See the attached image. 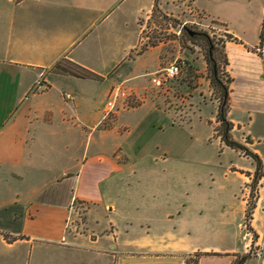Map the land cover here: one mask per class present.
<instances>
[{"label": "crops", "instance_id": "0c3cea01", "mask_svg": "<svg viewBox=\"0 0 264 264\" xmlns=\"http://www.w3.org/2000/svg\"><path fill=\"white\" fill-rule=\"evenodd\" d=\"M188 3L192 11L220 23L225 35L237 37L225 39L224 49L231 74L228 116L232 130L240 128L239 120L230 114L236 99L251 121L257 114L255 109L264 115V57L256 51L264 49V32L263 40L260 38L264 0ZM154 5L155 0H0V264H185L186 258L198 251L211 253L199 256L197 264H233L237 255L246 253L249 258L243 264H264V253L261 257L254 255L259 247L264 250V224L253 228V216L245 222L248 197L244 199L241 225L246 226L251 238L242 248L206 245L202 250L193 247L168 254L148 247L150 224L136 219L151 209L147 204L150 192L131 185V178L138 164H146L147 168L148 159L154 155L147 152L132 159L123 148L127 142L124 138L129 139L136 130L124 113L146 102L130 110H116V120L110 119L112 125L107 123L109 120L100 127L104 107L100 117L92 120L85 113L92 108V96L80 90L59 89L58 82L66 76L82 78L55 70V62L62 58L100 77L101 69L92 66V42L78 50L88 59L79 57L76 49L82 34L104 13H117L123 18L106 30L114 34L113 27L118 29L119 38L114 44V37L107 34L108 44L102 47L105 53L108 49L109 58L104 67L108 64L112 72L119 71L118 75L135 73L129 72V57L139 40V19L148 16ZM64 8L67 18L52 29L53 9ZM131 17L136 23L134 44H130L132 23L126 20ZM251 26L257 36L255 44L249 43L246 35ZM58 32L63 39L54 44ZM141 57L136 58L134 66L144 61ZM154 64L155 60H146L143 65L150 68ZM114 80H108L106 96ZM83 99L91 101L84 104L85 112L79 110ZM151 108L164 112L155 104ZM251 151L260 154L263 173L258 183H262L264 156L256 148ZM240 172L245 175L243 170ZM186 198L180 210L176 209L181 215L177 224L195 230L190 221L195 216L193 204L198 196ZM7 206L10 210L3 211ZM82 207L87 211L78 229L75 222ZM167 211L172 215V210ZM92 212L111 216L110 229H85Z\"/></svg>", "mask_w": 264, "mask_h": 264}, {"label": "rangeland", "instance_id": "374dc122", "mask_svg": "<svg viewBox=\"0 0 264 264\" xmlns=\"http://www.w3.org/2000/svg\"><path fill=\"white\" fill-rule=\"evenodd\" d=\"M67 12L66 8L64 11L53 9L52 29L64 22ZM121 19L123 18L118 17L117 13H104L94 26H90L82 34L79 49H76L78 53L89 41L92 42L95 46L92 47L95 54L92 66L97 70L101 69L100 78L76 79L66 76L58 82L59 89L80 90L92 96V102L83 99L79 106V110L85 112L84 104L91 102V110L85 113L92 120L96 116L100 117V109L112 98L106 96V88L112 79H115L114 86L121 84L125 93L133 95L123 100V104L117 105V112L136 108L146 102L137 110L124 113L126 121L131 126H136V130L132 137L124 138L127 145L123 148L131 153L132 159L147 152L155 156L148 159L147 168L146 164H138V170L131 178V185L143 187L150 192L147 204L151 209L136 219L148 220L150 224L146 238L149 240L148 247L168 254H179L193 247L202 250L206 245L223 247L232 244L236 248H242L251 238L246 226L241 225L244 221V199L249 198L250 193L256 200L250 224L253 228H260L262 222L264 224V180L257 187H253L255 160L241 150L226 146L215 130V126L219 124L216 110L220 90L210 81L211 71L205 56L207 42L201 33L206 32L213 38L222 57V43L227 38L223 26L192 11L188 0H155L154 9L148 16L139 19V40L129 57V63H132L129 72L135 73L126 76L118 75L119 71L112 72L108 64L104 67L109 58L108 49L107 53L104 49L108 44L107 34L114 37V44L119 38L118 29L113 27L114 34L107 33L106 30L113 22L120 23ZM126 20L132 23L130 44H134L135 19L131 17ZM252 28L253 26L249 28L246 35L248 42L255 44L257 36ZM111 29L112 27L109 28L110 31ZM59 39L62 41L63 37L58 32L53 43L56 44ZM256 51L264 57L263 48ZM116 52L114 50L113 60ZM78 54L79 57L89 58L87 55ZM139 55L143 56L141 58L144 61L134 66ZM180 58L186 60V65L177 78L159 88L150 82L151 73ZM146 60H155V64L144 68ZM62 64L70 65L67 62ZM222 67L223 64L220 76L225 81L226 74ZM79 72L83 73L82 70ZM52 77L50 74L49 78ZM39 86L40 84L36 87ZM236 102L237 99L230 114L239 120L240 128L235 127L231 131L232 136L243 146L251 150L256 148L264 156V115L255 109L257 114L251 121L248 115L241 112ZM152 104L162 108L164 112L151 108ZM117 114L112 113L110 118L115 121ZM113 121L107 123L112 125ZM132 142L136 146L131 147V144L134 145ZM163 156L168 158L158 159ZM145 169L147 170L144 171ZM194 195L198 198L194 199L195 216L190 222L197 229L185 230L177 224L181 215L179 216L176 209L180 210L183 199L187 200V196ZM253 198H249L250 203L255 201ZM84 208H80L82 212L78 213V222H75L78 229L82 228L80 221L84 217L83 213L87 211ZM167 210H172V215ZM111 218L104 214L97 216L92 212L89 221L87 218L85 222V229L95 232H102L103 228L109 230Z\"/></svg>", "mask_w": 264, "mask_h": 264}, {"label": "trees", "instance_id": "16d2710c", "mask_svg": "<svg viewBox=\"0 0 264 264\" xmlns=\"http://www.w3.org/2000/svg\"><path fill=\"white\" fill-rule=\"evenodd\" d=\"M263 32H264V23H263V28L261 29V32H260L261 40H263ZM201 35H203L206 38V42H207L205 56H206V62L211 71L210 81L214 86H216L220 90L219 96H218V107L216 110V120L219 122V124L215 126V130L217 134L220 136L221 142H223L227 146L235 148V150H241L246 155H251V158L255 160L256 171L254 173L255 183L253 184V187H257L258 180L262 176V173H263L261 170V163L258 158L259 156L257 155V153L252 152L250 149L243 146L240 142L236 141V139L232 136V133H231L232 128H233V122L229 119V116H228V112L230 108L231 75L229 71L227 70L228 57L224 49L225 40L222 43V57H221L220 51H217L216 44L213 38H211L208 34H206V32H202ZM226 37H227L226 39H229V40L237 39V37H234L231 34H226ZM63 62H67L70 65H63L62 64ZM222 64H223V67H222L223 72L226 74L225 81L222 80L220 76ZM54 69L60 73L76 75V77H82V78L91 77L92 79L100 78L98 75H95L94 73H92L91 70L80 68L76 66L75 63H72L69 60L67 61L64 58L59 59L55 62ZM79 70H82L83 73L79 72ZM106 121L107 119L102 120L100 125L105 124ZM250 197L253 198V194L250 193L249 198ZM249 198H248V203H247L246 211H245V222L248 221L252 217L253 209L256 205L255 201H253V203H250ZM78 203H80V201L75 202V204H78ZM2 210L3 211L10 210V208H8L7 206V207H4ZM208 253H211V252H203V253L200 251L195 252L186 258L185 264H197L199 256L203 254H208ZM247 258H249L248 253L237 255L233 264H243Z\"/></svg>", "mask_w": 264, "mask_h": 264}, {"label": "built area", "instance_id": "2783aa9c", "mask_svg": "<svg viewBox=\"0 0 264 264\" xmlns=\"http://www.w3.org/2000/svg\"><path fill=\"white\" fill-rule=\"evenodd\" d=\"M186 62L184 58H180L178 60L171 61L167 66L162 68L159 71H155L150 74V82L156 87H162L172 79L178 77L181 74L183 67L185 66ZM69 97V95H66ZM133 95L132 93H125L124 88L121 84L113 86L110 88L108 92V97H112L107 101L103 109V120H108L110 115L117 110L118 104H123L125 99L131 98ZM124 100V101H123ZM264 253L263 247H259L255 251V256L261 257Z\"/></svg>", "mask_w": 264, "mask_h": 264}]
</instances>
